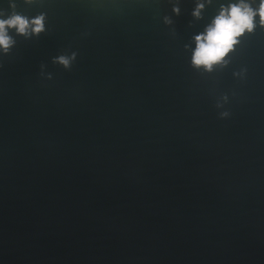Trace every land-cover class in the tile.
<instances>
[{"label": "water", "instance_id": "1", "mask_svg": "<svg viewBox=\"0 0 264 264\" xmlns=\"http://www.w3.org/2000/svg\"><path fill=\"white\" fill-rule=\"evenodd\" d=\"M239 2L0 0V264H264L259 15L192 64Z\"/></svg>", "mask_w": 264, "mask_h": 264}, {"label": "clouds", "instance_id": "2", "mask_svg": "<svg viewBox=\"0 0 264 264\" xmlns=\"http://www.w3.org/2000/svg\"><path fill=\"white\" fill-rule=\"evenodd\" d=\"M202 7L203 5H198L194 15L199 16ZM256 15H259L260 23L264 25V0H260L258 10H253L244 3V0H240L237 4H231L227 8L222 6L219 15L214 18L205 32L194 38L196 47L192 55L193 66L211 72L214 66L225 63V57L238 43V38L246 31L251 32L254 29V17ZM31 25L33 26L32 32L40 33L44 28L43 17L34 19L31 21ZM29 26V21L18 15L8 20H0V48L7 51L13 43L7 35L6 29L8 27H15L18 33L27 34ZM74 58L75 53L71 57H57L54 62L68 68Z\"/></svg>", "mask_w": 264, "mask_h": 264}]
</instances>
